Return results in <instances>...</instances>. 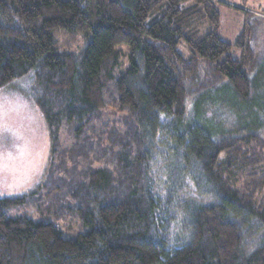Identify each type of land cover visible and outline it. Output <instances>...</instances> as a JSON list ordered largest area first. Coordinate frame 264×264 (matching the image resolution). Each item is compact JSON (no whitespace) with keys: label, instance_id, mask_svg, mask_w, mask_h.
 Returning <instances> with one entry per match:
<instances>
[{"label":"trees","instance_id":"1","mask_svg":"<svg viewBox=\"0 0 264 264\" xmlns=\"http://www.w3.org/2000/svg\"><path fill=\"white\" fill-rule=\"evenodd\" d=\"M216 2L0 0V91L32 81L51 148L0 264H264V26L224 40Z\"/></svg>","mask_w":264,"mask_h":264},{"label":"rangeland","instance_id":"2","mask_svg":"<svg viewBox=\"0 0 264 264\" xmlns=\"http://www.w3.org/2000/svg\"><path fill=\"white\" fill-rule=\"evenodd\" d=\"M222 16L220 28L221 38L236 43L237 37L245 30V26L253 28V32L264 26V21L257 23L248 20L246 12L264 17V0H215ZM261 36V35H260ZM253 37V36H252ZM128 49L126 48V54ZM240 51L237 50V56ZM128 56V55H127ZM125 67L128 61L124 59ZM30 79L16 82L12 88L0 91V198H21L39 190L46 180L47 168L50 162V137L48 126L38 105L33 103L27 93L32 86ZM214 113L218 109L212 108ZM222 109V107H221ZM220 116L227 119V111ZM233 124L228 118L225 126ZM68 126L61 131V141L65 145L71 144L73 138L68 134ZM62 185L65 181H55ZM65 186V185H64ZM62 186V187H64ZM52 191V190H51ZM42 192V191H41ZM44 194V192H42ZM49 194V193H48ZM46 195V193H45ZM41 203H46V200ZM31 202H35L31 201ZM40 202V201H39ZM29 205H31L29 203ZM29 212L32 206L22 208ZM15 211H13L14 213ZM16 213V212H15ZM40 210L35 209L31 214L36 221L49 222L47 218L39 216ZM66 238L74 239L66 229Z\"/></svg>","mask_w":264,"mask_h":264}]
</instances>
